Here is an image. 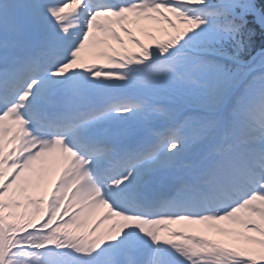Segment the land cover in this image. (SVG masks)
Masks as SVG:
<instances>
[{"label": "snow or ice", "instance_id": "snow-or-ice-1", "mask_svg": "<svg viewBox=\"0 0 264 264\" xmlns=\"http://www.w3.org/2000/svg\"><path fill=\"white\" fill-rule=\"evenodd\" d=\"M71 4L0 0V264H264V0Z\"/></svg>", "mask_w": 264, "mask_h": 264}, {"label": "bare ground", "instance_id": "bare-ground-1", "mask_svg": "<svg viewBox=\"0 0 264 264\" xmlns=\"http://www.w3.org/2000/svg\"><path fill=\"white\" fill-rule=\"evenodd\" d=\"M75 7V4L72 5L71 8H74ZM85 54H88L89 56H94L93 58H96V55H95V50H87L84 54H81V56H85ZM51 175H54V174H49V176L47 177V179L50 178ZM173 227H178L177 225L173 226ZM173 239H177V238H173Z\"/></svg>", "mask_w": 264, "mask_h": 264}]
</instances>
